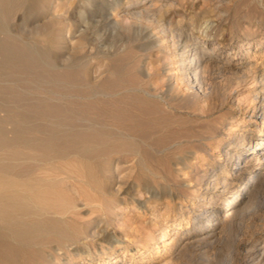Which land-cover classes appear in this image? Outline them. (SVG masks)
Wrapping results in <instances>:
<instances>
[{"label":"rangeland","instance_id":"rangeland-1","mask_svg":"<svg viewBox=\"0 0 264 264\" xmlns=\"http://www.w3.org/2000/svg\"><path fill=\"white\" fill-rule=\"evenodd\" d=\"M22 4L23 7L19 5L21 9L16 7L9 13L7 21L3 23L9 30L2 27L0 35L3 37L5 32H9L5 34L8 39H15V44L23 41V45L16 44L18 54L26 58L40 54L49 62L46 68H35L37 72H41L38 75L31 69L32 63L24 61L23 64L16 60V67L4 70L0 75V90L2 88L3 91H0V101L3 102H0V228L2 224L4 226L0 229V264H249L239 253V249L244 241L253 248H264V178L262 182L255 181L259 185L256 191L243 196V191L239 192L236 198L238 212L233 223L216 243L189 245L182 239L181 233L190 230L193 219L203 204L211 206L201 199V194L205 193V181L202 180L217 172L223 176V171L231 168L223 166L231 158L229 155L225 156L223 150L229 144L238 146L242 142L231 136L233 131L227 133L226 126L231 123V118H244L249 125H255L257 133L260 132L259 115L252 113L250 107L254 93L251 90L259 88L261 84L247 79L237 86L241 73L240 76L212 75L209 76L212 82L208 77L209 92L205 95L196 92L181 80L182 70L178 61L185 48H181L176 36L181 34V39L187 41H206V47L221 42L223 48L221 54L217 55L220 66L228 61L231 51H239L241 44H252L250 56L256 57V60H250L255 62L260 74L264 72V42L258 48L255 46L264 32V4L261 0H24ZM152 4H156L155 9L151 8ZM127 6H137L140 10L147 8L152 13L138 20L132 18L127 23L116 24L114 20L117 15L120 16L122 9ZM206 20L212 23V28L207 29V33L202 24ZM170 26L175 32L174 38L165 30ZM6 35L4 39L7 38ZM159 38L162 40L158 41ZM20 58L22 57L19 55ZM234 62L232 59L224 67L232 68ZM58 67L63 68L60 71ZM61 77L70 86H66V83L49 85ZM28 80L32 82L31 86ZM39 80L42 83L38 84ZM229 85L231 89L237 87L233 89L234 92L229 89ZM17 88L20 90L17 91ZM48 88L52 91L47 92ZM56 89L58 90L55 91ZM162 91L165 102L152 96ZM57 92L60 94H56ZM230 94L238 99L235 102L239 106L234 107L235 104L228 98ZM66 95L69 97L66 98ZM87 95L91 97H85ZM94 95L96 96L93 97ZM32 99L34 101H30ZM45 109L48 110L44 111ZM50 120L51 124H48ZM9 122L12 126L8 125ZM17 122L19 125L15 124ZM115 122L121 125H115ZM108 126H113V130H108ZM87 128L89 129L86 130ZM65 129H68L67 133ZM39 136H42L41 139ZM111 137L114 142L116 140L115 143L111 142ZM126 138L131 139L129 141L132 145L128 142L127 146V141L124 142ZM24 139L27 141L24 142ZM120 142L126 147L120 145ZM243 143L251 148L248 139ZM149 146H155V149H150ZM14 152L17 154L13 155ZM16 156V159L13 158ZM18 159L22 161H17ZM117 161L122 169L116 175L114 169ZM22 167L24 169L20 170ZM16 169L21 172L18 174ZM21 176L25 177L22 181ZM15 177L19 179L16 180ZM195 178L199 181L197 186L194 185ZM248 178H253V174L248 176L244 173L240 177L241 184L245 185ZM253 180L250 179L251 182ZM16 191H25V196L26 193L28 196L25 198L30 197L31 202L39 203L40 208L37 204L33 206L37 205L39 209H36H42L41 212L38 213L29 204L27 206L25 202H30L29 199H17ZM231 191L233 190L226 191L214 204L215 210L226 207V200L232 196ZM36 194L42 196L40 199L46 200H40ZM246 195L251 198L247 199ZM39 214L42 215L38 216ZM9 218L23 221L28 227L26 232L22 235L14 234L12 227L16 222ZM212 220L214 217L207 216L204 223L211 225ZM96 231L99 233H95ZM10 236L13 240L9 239ZM13 241L20 244L16 245ZM14 254L17 255L16 261ZM203 254L206 255L203 257ZM228 254L235 258L227 261ZM253 263L262 264L263 261L261 263L260 260H254L250 264Z\"/></svg>","mask_w":264,"mask_h":264},{"label":"bare ground","instance_id":"bare-ground-1","mask_svg":"<svg viewBox=\"0 0 264 264\" xmlns=\"http://www.w3.org/2000/svg\"><path fill=\"white\" fill-rule=\"evenodd\" d=\"M23 1L24 0H0V32H2L1 30L6 26V24H4L5 26H3V23H4V21L6 20V18H7V16H9V13L14 9V8H16V7H19V5H21L22 3H23ZM27 1V0H26ZM31 3V2H30ZM38 3V2H37ZM23 5V4H22ZM21 5V6H22ZM25 5V4H24ZM155 5L156 4H152L151 5V8H154L155 7ZM20 6V7H21ZM19 7V9H21ZM23 7V6H22ZM150 7V6H149ZM170 8V7H169ZM122 9V8H121ZM155 9V8H154ZM16 10V9H15ZM14 12V11H13ZM116 12V11H115ZM114 12V13H115ZM149 13H152V11L151 10H149V9H147V8H143V9H141L140 10V8L139 7H137V6H127V7H124L123 9H122V14L120 15V16H118L117 15V19H115V17H114V21H115V23L116 24H119V23H127L128 22V20H130V19H141V18H143L144 16H147ZM159 13V14H158ZM157 14L158 15H160V12H158ZM12 15H13V13H12ZM154 15V14H153ZM115 16H116V14H115ZM149 16V15H148ZM161 16V15H160ZM162 17V16H161ZM164 19V18H163ZM148 20V19H147ZM7 21V20H6ZM133 21V20H132ZM136 21V20H135ZM206 21H208V20H206ZM8 22H10V21H8ZM134 22V21H133ZM149 22V21H148ZM205 22V21H204ZM204 22L202 23V24H204ZM208 22H210V21H208ZM158 23V22H157ZM165 23H163V25H164ZM128 25V24H127ZM3 27V28H2ZM40 27V26H39ZM159 27V26H158ZM165 27V26H164ZM162 28V27H161ZM165 28H167V27H165ZM210 28H212V23L210 22V27L208 28V29H210ZM5 29H7V30H9L8 28H6L5 27ZM157 29V28H156ZM44 30V29H43ZM47 30V29H46ZM52 30V29H51ZM162 30H163V28H162ZM165 30H168V32H169V35L171 34L172 35V37L174 38V30L171 28V26L168 28V29H165ZM203 30V29H202ZM4 31H6V30H4ZM159 31H160V29H159ZM41 32V31H40ZM40 32H37V33H40ZM47 32V31H46ZM204 32L205 33H207V29H204ZM6 33V32H5ZM3 34L4 36L7 34V33H9V32H7L6 34ZM12 33V32H11ZM163 33V32H162ZM50 34V33H49ZM14 36H16L15 34H13ZM36 35V34H35ZM161 35V34H160ZM165 35V34H164ZM167 35V34H166ZM2 35H0V37H1ZM3 36V37H4ZM8 35H6V37H7ZM39 36H40V34H39ZM42 37H43V35H41ZM52 36V35H51ZM3 37H1L3 40H1L0 39V57H1V59H0V75H1V73L5 70H7V69H9V70H11L12 69V67L14 68V67H16V65L18 64V63H16L15 61L17 60L18 62H21L22 61V63L24 62V61H28V62H30V64L32 63V68L31 69H33L34 70V72L36 71L37 72V69L35 70V68H38V67H40V66H44L45 68L48 66V62L49 61H47L46 60V58H44V57H42V56H40V54H39V56H27V58L24 56V55H22V54H18L17 53V50H18V46H16V44H19V43H16L15 44V42H14V40L15 39H8L9 37H7V38H3ZM12 37V36H11ZM18 37V36H17ZM16 37V39H20V38H17ZM44 37H47V36H44ZM49 37L50 36H48V39H49ZM12 38H14V37H12ZM169 38V37H168ZM176 38H178V41H179V45H181V48H185V50L183 51V50H181V51H183V52H181L180 54H181V57H180V60L178 61V65H179V68L182 70V74H181V80L185 83V85H187L189 88H191V89H194L196 92H198V93H200V94H203V95H205L207 92H209V90L207 89L208 88V86H209V81H208V77L209 76H214V75H217V76H222V75H226V74H230V76H232V75H239V73H241V76L238 78V79H240L238 82H236V85L238 86V84L240 83V82H242V81H245V80H247V79H251L253 82H256L257 83V81H259V83L261 84V86L259 87V88H255V89H253V90H251V91H253L254 93H253V96H252V98L253 99H251L252 101V106L250 107L251 108V112L252 113H255V114H258L259 115V124H260V132L259 133H257L256 132V130H255V125L253 124V126H251V125H249L248 123H246V121L244 120V118H241V119H237V117H232L231 118V123L229 124V125H225L226 126V130H227V133H228V131H230V132H232V137H235V138H238V139H240L242 142L238 145V146H232L231 144H229L228 146H227V149H225V150H223V152H224V154H225V156H227V155H229L230 157V159H228L226 162H224V164H223V166L224 167H229V166H231V168L230 169H226V170H224L223 171V173L225 174V175H223V176H221V174H219L218 172L217 173H215V174H212L211 176H209V177H207V178H205L204 176V178H205V180H202V181H205V188H204V190H205V193L203 192V194H201V199H202V201H207V202H209V204H211V206H205L204 204H203V206H201L200 207V209L198 210V213H197V216H195L194 217V219H193V222H192V224H191V228H190V230L188 229V230H185V231H183L182 233H181V237H182V239L183 240H185V241H187V242H185L186 244H192V243H197L198 245H201V244H204V245H208V244H213V243H216V241L218 240V238L226 231V229H227V227L228 226H230L232 223H233V219L235 218V216H236V214H237V209H236V207H237V205H238V201H236V198H237V196H239V192H242L243 191V193H242V196L244 195V194H249L251 191H253V190H255L256 191V189L257 188H259V185H256V184H258V183H255V181L257 180V181H259V182H262L261 180L264 178V72H262V73H260V74H258V72H259V70H258V68L256 67L257 65L255 64V62L253 63L250 59H253V60H256V57H252L251 58V56H250V51H249V49H250V45H252V44H249L248 46H244V44H241L239 47H238V49H239V51L238 52H236V53H233L232 51L230 52V54H229V56L227 57V62L223 65V66H220L219 65V63L220 62H218V57H217V55H220L221 54V49L223 48V46H222V44H221V42H217L216 44H213L211 47L209 46V47H206L207 46V43H206V41H197V40H185V39H181L182 38V35L181 34H177V36H176ZM38 39V38H37ZM44 39V38H43ZM42 39V40H43ZM164 39V38H163ZM41 40V41H42ZM47 40V39H46ZM160 40H162V38H159L158 39V41H160ZM183 40V41H182ZM41 41H39V42H41ZM53 41V40H52ZM171 41V40H170ZM22 43H20L21 45H23V41H21ZM26 42V41H25ZM27 42L29 43V41L27 40ZM36 42V41H35ZM34 42V43H35ZM208 42V41H207ZM264 42V32L261 34V37L259 38V41L256 43V46H255V48H258L262 43ZM44 43V42H43ZM45 43H46V41H45ZM171 43V42H170ZM182 43V44H181ZM19 44V45H20ZM32 44H33V41H32ZM37 44V43H36ZM35 44V45H36ZM25 45H27V44H25ZM45 45V44H44ZM43 45V46H44ZM47 45H49V41H48V44ZM171 45V44H170ZM178 45V46H179ZM28 47H29V45H27ZM26 46V47H27ZM37 46V45H36ZM35 46V47H36ZM160 46H161V44H160ZM172 46V45H171ZM176 46V45H175ZM23 47H25V46H23ZM22 46H21V48H23ZM40 47H42V46H40ZM33 48V49H32ZM32 50H34L35 48H34V46H32ZM43 48H45V46L43 47ZM53 48H54V46H53ZM26 49V48H25ZM28 49V48H27ZM30 49V48H29ZM38 49H40V48H38ZM51 49V48H50ZM178 49V48H177ZM180 49V48H179ZM31 50V51H32ZM36 50V49H35ZM34 50V51H35ZM52 50V49H51ZM20 51V50H19ZM30 51V50H29ZM39 51V50H38ZM41 51V50H40ZM39 51V52H40ZM42 51H43V49H42ZM178 51V50H177ZM176 51V52H177ZM50 52V51H49ZM44 53H46V51L44 52ZM44 53H43V55H44ZM24 54V53H23ZM27 54V53H26ZM47 54V53H46ZM45 54V56L47 57V55ZM19 55L22 57V58H20L19 59ZM176 55V54H175ZM180 56V55H179ZM255 56V55H254ZM232 59H233V61L235 60V62H234V65L232 66V68H226V67H224V66H228L229 64H230V62L232 61ZM177 60V59H176ZM177 62V61H176ZM16 63V64H15ZM23 64H25V63H23ZM52 65V64H51ZM53 66V65H52ZM57 66V65H56ZM177 66V65H176ZM24 67V66H23ZM22 68V67H21ZM43 68V67H42ZM45 68H43V69H45ZM61 68H63V67H61ZM61 68H59L58 67V69L60 70ZM17 69V68H16ZM16 69H14V71L16 70ZM18 69H19V67H18ZM29 69V68H28ZM43 69H41L42 71H43ZM52 69V68H51ZM58 69H57V71H58ZM66 69V68H65ZM30 70V69H29ZM56 70V69H55ZM67 70V69H66ZM71 70V69H70ZM73 70V69H72ZM151 70V69H150ZM235 71V72H232V71ZM32 71V70H31ZM40 71V70H39ZM45 71V70H44ZM43 71V72H44ZM61 71V70H60ZM242 71V72H241ZM262 71H264V70H262ZM116 72V71H115ZM114 72V73H115ZM6 73V72H5ZM22 73V72H21ZM38 73V75H39V73H41V72H37ZM63 73V72H62ZM70 73V72H69ZM114 73H112L111 72V74H114ZM7 74V73H6ZM5 74V75H6ZM10 74V73H9ZM13 74V73H12ZM18 74H19V72H18ZM17 74V75H18ZM29 74V73H28ZM43 74V73H42ZM47 74V73H46ZM65 74V73H64ZM68 74V73H67ZM116 74V73H115ZM118 74V73H117ZM5 75H3V76H5ZM8 75V74H7ZM21 75V74H20ZM27 75V74H26ZM30 76L32 75V74H29ZM34 75V74H33ZM36 75V74H35ZM34 75V76H35ZM44 75V74H43ZM48 75V74H47ZM47 75H46V77H47ZM55 76V75H54ZM119 76V75H118ZM10 77H12V76H10ZM123 77V76H122ZM216 77V76H215ZM0 78H2V77H0ZM5 78V77H4ZM7 78H9V76L7 77ZM16 79H17V77H15ZM25 78V77H24ZM24 78H22V79H24ZM40 78H42V77H40ZM39 78V79H40ZM51 78V77H50ZM218 79H219V77H217ZM223 78V77H222ZM260 78V79H259ZM15 79V80H16ZM34 79V78H33ZM33 79H32V81H33ZM37 79H38V77H37ZM53 79V78H52ZM51 79V80H52ZM116 79H117V77H116ZM211 79L212 78H210L209 77V80H210V82H212L211 81ZM259 79V80H258ZM42 80H44V79H42ZM49 80V79H48ZM51 80H50V82H51ZM57 81L55 82V80H54V82H52V83H50L49 85H51V84H53V83H66V86L67 85H69L70 86V84L68 83V82H65V80H63L62 79V77L61 78H57L56 79ZM175 80H176V78H175ZM179 80V79H178ZM36 81V80H35ZM45 81V80H44ZM53 81V80H52ZM66 81H68V80H66ZM70 81V80H69ZM76 81V80H75ZM180 81V80H179ZM181 81V82H182ZM208 81V82H207ZM229 81V80H228ZM2 81H0V83H1ZM8 82V81H7ZM9 82H11V81H9ZM17 82V81H16ZM27 82H29L30 83V86H31V84H32V82H30L29 80L27 81ZM40 80H39V83L38 84H40ZM71 82V81H70ZM125 82V81H124ZM182 82V83H183ZM219 82H221V81H219ZM232 82V81H231ZM235 82V81H234ZM248 82V81H247ZM35 83V82H34ZM42 83V82H41ZM46 82H44L43 84H44V86L46 85L45 84ZM97 83V82H96ZM96 83H94V84H96ZM214 83H216V82H214ZM5 84H6V81H5ZM20 84V83H19ZM25 84H27L26 82H25ZM36 84V83H35ZM34 84V86H37V85H35ZM74 84V83H73ZM76 84V83H75ZM74 84V85H75ZM88 84H90V83H88ZM120 84V83H119ZM216 84H219V83H216ZM231 84V83H230ZM233 85H235L234 83H232ZM247 84V83H246ZM255 84V83H254ZM1 85V84H0ZM15 85H16V83H15ZM24 85V84H23ZM81 85H82V83H81ZM91 85V84H90ZM97 85V84H96ZM96 85H94V86H96ZM179 85V84H178ZM184 85V86H185ZM240 85V84H239ZM256 85V84H255ZM258 85V84H257ZM10 86V85H9ZM41 86V85H40ZM53 86H55L56 87V85H53ZM63 86H65V85H63ZM63 86H62V88H63ZM79 86V85H78ZM85 86H87V85H85ZM111 86V85H110ZM224 86V85H223ZM230 86V85H229ZM252 86V85H251ZM3 87V86H2ZM18 87V86H17ZM20 87V86H19ZM18 87V88H19ZM28 87H29V85H28ZM33 87V86H32ZM57 87H60V85L59 86H57ZM88 87H89V85H88ZM91 87V86H90ZM97 87V86H96ZM170 87H172V86H170ZM211 87V86H210ZM217 87H219V85H217ZM244 87V86H243ZM256 87V86H255ZM8 88V87H7ZM15 88V87H14ZM17 88V91L18 90H20V89H18ZM21 88V87H20ZM46 88V87H45ZM45 88H43V89H45ZM70 88V87H69ZM73 88V87H72ZM108 88V87H107ZM134 88V87H133ZM132 88V89H133ZM235 88H237L236 86H235ZM235 88H232L231 89V86L229 87V89H231L232 90V92H234L233 91V89H235ZM8 89H10V88H8ZM29 89H31V88H29ZM28 89V90H29ZM37 89H38V87H37ZM36 89V90H37ZM41 89V88H40ZM49 89V88H48ZM65 90H66V88H64ZM91 89V88H90ZM97 89V88H96ZM102 89V88H101ZM116 89V88H115ZM139 89V88H138ZM7 90V89H6ZM13 90V89H12ZM21 90H22V88H21ZM27 90V89H26ZM26 90H24V91H26ZM46 90V89H45ZM58 89H56L55 91H57ZM118 90V89H117ZM190 90V89H189ZM214 90V89H213ZM230 90V91H231ZM250 90V89H249ZM0 91H2V88H1V90ZM4 91H5V89H4ZM24 91H22V93H24ZM41 91H43V90H41ZM52 91V90H51ZM50 91V89H49V91H47V92H51ZM61 91V90H60ZM73 91H74V88H73ZM94 91V90H93ZM101 91V90H100ZM103 91V90H102ZM108 91V90H107ZM134 91V90H133ZM169 91V90H168ZM192 91V90H191ZM217 91V90H216ZM229 91V92H230ZM3 92V91H2ZM21 92V91H20ZM20 92H18V94L20 93ZM61 92H64V91H61ZM72 92V91H71ZM76 92V91H75ZM81 92V91H80ZM96 92V91H95ZM105 92V91H104ZM121 92H122V90H121ZM142 92H143V90H142ZM147 91H145V93H146ZM167 92V91H166ZM218 92V91H217ZM250 92V91H249ZM13 93V92H12ZM17 93V92H16ZM16 93H15V95H16ZM28 93V92H27ZM39 93V92H38ZM38 93H36V94H38ZM54 93V92H53ZM52 93V94H53ZM60 94V92H57L56 94ZM68 93V92H67ZM70 93V92H69ZM68 93V94H69ZM74 93V92H73ZM118 93V92H117ZM116 92H115V94H117ZM152 93V92H151ZM171 93V92H170ZM228 92H226V94H227ZM29 94H30V92H29ZM35 94V93H34ZM55 94V95H56ZM58 94V95H59ZM67 94V95H68ZM77 94V93H76ZM95 94V93H94ZM103 94H105V93H103ZM114 94V95H115ZM229 94V93H228ZM233 94V93H232ZM249 94H252L251 92L249 93ZM25 95V94H24ZM43 95V94H42ZM62 95V94H61ZM66 95V98H68L69 96H67ZM70 95V94H69ZM92 95V94H91ZM112 94H110V96H111ZM118 95V94H117ZM148 95V94H147ZM146 94H145V96H147ZM150 95V94H149ZM163 95H164V92L162 91V92H160L159 94H152V96L153 97H155V99L157 98L159 101L160 100H163ZM208 95V94H207ZM206 95V96H207ZM218 95V94H217ZM1 96V95H0ZM39 96V95H38ZM44 96H45V94H44ZM53 96V95H52ZM65 96V95H64ZM77 96V95H76ZM79 96V95H78ZM77 96V97H78ZM96 95H94L93 97H95ZM100 96V95H99ZM105 96H106V94H105ZM109 96V95H108ZM211 96V95H210ZM225 96V95H224ZM228 96V95H227ZM12 97V96H11ZM37 97V96H36ZM61 97V96H60ZM70 97H72V96H70ZM79 97H81V95L79 96ZM78 97V98H79ZM85 97H91V96H85ZM84 97V98H85ZM98 97V96H97ZM102 97H104V96H102ZM226 97V96H225ZM1 98V97H0ZM28 98V97H27ZM46 98H47V96H46ZM49 98V100L51 99L50 97H48ZM47 98V99H48ZM56 98V97H55ZM65 98V97H64ZM65 98V99H66ZM83 98V99H84ZM147 98V97H146ZM200 98H202V97H200ZM205 98V97H204ZM228 98H230V100H231V103L232 104H235V106L234 107H237L236 105H238L239 106V104H237L238 102H235V100H238V99H235V96L234 95H229V97ZM18 99V98H17ZM53 99V98H52ZM58 99V98H57ZM73 99V98H72ZM81 99V98H80ZM86 99V98H85ZM92 99V98H91ZM110 99V98H109ZM111 99H112V97H111ZM203 99V98H202ZM209 99V98H208ZM1 100V99H0ZM27 100V99H26ZM37 100V99H36ZM40 100V99H39ZM55 100V99H54ZM61 100V99H60ZM82 100V99H81ZM201 100V99H200ZM204 100V99H203ZM207 100V99H206ZM20 101V100H19ZM28 101V100H27ZM30 101H34L33 99L32 100H30ZM43 101V100H42ZM46 101V100H45ZM51 101V100H50ZM61 101H63V99L61 100ZM76 101V100H75ZM110 101V100H109ZM164 101V100H163ZM197 101V100H196ZM229 101V100H228ZM243 101V100H242ZM241 101V102H242ZM1 102V101H0ZM6 102V101H5ZM21 102V101H20ZM48 102V101H47ZM56 102H58V101H56ZM71 102V101H70ZM165 102V101H164ZM1 103H3V102H1ZM23 103V102H22ZM38 103V102H37ZM37 103H34V104H37ZM42 103V102H41ZM67 103V102H66ZM72 103V102H71ZM70 103V104H71ZM81 103H82V101H81ZM108 103V102H107ZM110 103H112V102H110ZM228 103V102H227ZM230 103V104H231ZM10 104V103H9ZM16 104V103H15ZM50 104V103H49ZM63 104V103H62ZM78 104V103H77ZM5 105V104H4ZM19 105V104H18ZM40 105V104H39ZM80 105H82V104H80ZM164 105V104H163ZM12 106V105H11ZM38 106V105H37ZM63 106H65V105H63ZM62 106V107H63ZM70 106V105H69ZM77 106V105H76ZM232 106V105H231ZM242 106V105H241ZM14 107H15V105H14ZM17 107V106H16ZM22 107H24V105L22 106ZM40 107V106H39ZM49 106H47V108H48ZM78 107V106H77ZM233 107V106H232ZM1 108V107H0ZM4 108V107H3ZM25 108H26V106H25ZM28 108V107H27ZM26 108V109H27ZM30 108V107H29ZM239 108V107H238ZM249 108V107H248ZM20 109H21V107H20ZM24 109V108H23ZM31 109V108H30ZM35 109H37V108H35ZM39 109V108H38ZM44 109V108H43ZM60 109V108H59ZM96 109V108H95ZM146 109V108H145ZM8 110V109H7ZM34 110V109H33ZM40 110V109H39ZM48 110V109H47ZM46 109L44 110V111H47ZM54 110V109H53ZM127 110V109H126ZM6 111V110H5ZM12 111V110H11ZM36 111V110H35ZM42 111V110H41ZM51 111V110H50ZM75 111V110H74ZM78 111V110H77ZM76 111V112H77ZM90 111V110H89ZM131 111V110H130ZM129 111V112H130ZM256 111V112H255ZM18 112H19V110H18ZM23 112H25V111H23ZM38 112V111H37ZM37 112H36V114H37ZM117 112H119V111H117ZM135 112V111H134ZM10 113V111L8 112V114ZM79 113V112H78ZM91 113V112H90ZM112 113V112H111ZM22 114V113H21ZM20 114V115H21ZM26 114V113H25ZM41 114V113H40ZM44 114V113H43ZM49 114V113H48ZM110 114V113H109ZM136 114V113H135ZM243 114V113H242ZM11 115H12V113H11ZM11 115H9V116H11ZM17 115V114H16ZM15 115V116H16ZM39 115V114H38ZM90 115H92V114H90ZM96 115V114H95ZM120 115V114H119ZM24 115H22V117H23ZM31 116V115H30ZM37 116V115H36ZM54 116V115H53ZM87 116H89V114H87ZM113 116V115H112ZM7 116L5 115V117L4 118H6ZM25 117V116H24ZM35 117V116H34ZM42 117H43V115H42ZM49 117V116H48ZM134 117V116H133ZM146 117V116H145ZM37 118V117H36ZM55 118V117H54ZM58 118H59V116H58ZM79 118V117H78ZM95 118V117H94ZM131 118V117H130ZM248 118V117H247ZM246 118V119H247ZM15 119H16V117H15ZM37 119H39V118H37ZM133 119V118H132ZM250 119V118H249ZM4 120V119H3ZM45 121V123H47L46 122V119H44ZM48 120H49V118H48ZM47 120V121H48ZM79 120V119H78ZM90 120V119H89ZM98 120V119H97ZM129 120H131V119H129ZM251 120V119H250ZM5 121V120H4ZM12 121V120H11ZM33 121V120H32ZM35 121V120H34ZM43 121V120H42ZM135 121V120H134ZM141 121V120H140ZM148 121H150V120H148ZM8 122V121H7ZM16 122V121H15ZM28 122V121H27ZM104 122V121H103ZM111 122V121H110ZM121 122V121H120ZM130 122V121H129ZM128 122V123H129ZM132 122H133V120H132ZM155 121L153 120V123H154ZM22 123V122H21ZM39 123V122H38ZM43 123V122H42ZM79 123V122H78ZM105 123V122H104ZM113 123V122H112ZM119 123V122H118ZM123 123V122H122ZM125 124H127V122H124ZM142 123V122H141ZM156 123V122H155ZM255 123H256V121H255ZM11 123L9 122V124L8 125H10ZM14 124V123H13ZM15 124H18V122L17 123H15ZM28 124V123H27ZM40 124V123H39ZM48 124H51V120H50V123H48ZM88 124V123H87ZM91 124V123H90ZM109 124V123H108ZM130 124V123H129ZM134 124V123H133ZM138 124V123H137ZM145 124V123H144ZM143 124V125H144ZM159 124V123H158ZM160 124H162V123H160ZM163 124H165V122L163 123ZM0 125H2V124H0ZM19 125V124H18ZM29 125V124H28ZM27 125V126H28ZM45 124H43V126H44ZM57 125H58V123H57ZM67 125H69V124H67ZM115 125H121L120 123L119 124H116V122H115ZM131 125V124H130ZM139 125V124H138ZM221 125V124H220ZM3 126H5V125H3ZM10 126H12V125H10ZM14 126V125H13ZM22 126V125H21ZM27 126H24V127H27ZM56 125H54V127H55ZM90 126V125H89ZM135 126V125H134ZM161 126V125H160ZM37 127V126H36ZM50 127V126H49ZM65 127V126H64ZM78 126H76V128H77ZM98 127V126H97ZM100 127V126H99ZM105 127V126H104ZM113 127V126H112ZM111 127V128H112ZM137 127V126H136ZM140 127V126H139ZM138 127V128H139ZM158 127V126H157ZM162 127V126H161ZM4 128V127H3ZM22 128V127H21ZM46 128H48V127H46ZM66 128H68V127H66ZM73 128H75V127H73ZM79 128V127H78ZM100 128H102V127H100ZM106 128V127H105ZM109 126H108V130H110L111 129ZM114 128H116V127H114ZM135 128V127H134ZM222 128V127H221ZM241 128V129H240ZM30 129V128H29ZM72 129V128H71ZM70 128H69V130H71ZM79 129H82V127H80ZM89 128H87L86 130H88ZM119 129H120V126H119ZM122 129V128H121ZM26 130H27V128H26ZM38 130V128H36V130L35 131H37ZM66 130H68V129H65L64 131L66 132ZM84 130V129H83ZM86 130H84V131H86ZM92 130H93V128H92ZM111 130H113V129H111ZM223 130H225V129H223ZM23 131V130H22ZM30 131H32V130H30ZM45 131V130H44ZM60 131V133H61V129L59 130ZM94 131V130H93ZM116 131V130H115ZM122 131V130H121ZM120 131V132H121ZM136 131V130H135ZM134 131V132H135ZM217 131V130H216ZM27 131H25V133H26ZM46 132V131H45ZM54 132V131H53ZM68 132V131H67ZM66 132V133H67ZM72 132H74V131H72ZM78 132V131H77ZM82 132V131H81ZM98 132V131H97ZM103 132H105V131H103ZM120 132L118 133V134H120ZM15 132L13 131V134H14ZM24 133V132H23ZM22 133V134H23ZM49 133V132H48ZM50 133H51V131H50ZM49 133V134H50ZM58 133V132H57ZM62 133H64L63 131H62ZM122 133H124L123 131H122ZM150 133H151V131H150ZM217 133V132H216ZM29 134V133H28ZM127 134H129V133H127ZM127 134H126V136H127ZM214 134V133H213ZM226 134V133H225ZM35 135H37L36 133H35ZM53 135V134H52ZM63 135V134H62ZM66 135V134H65ZM68 135V134H67ZM77 135V134H76ZM81 135V134H80ZM93 135H94V133H93ZM133 135H134V133H133ZM151 135H152V133H151ZM30 136V135H29ZM38 136V135H37ZM55 136V135H54ZM64 136V135H63ZM72 136V135H71ZM74 136V135H73ZM84 136V135H83ZM104 136H106L105 134H104ZM113 136H115V135H113ZM116 136H118V135H116ZM120 137H121V134L119 135ZM125 136V135H124ZM123 136V137H124ZM218 136V139H219V135H217ZM32 137V136H31ZM40 137V139H41V137L42 136H39ZM44 137V136H43ZM67 137V136H66ZM75 137V136H74ZM93 137V136H92ZM101 137V136H100ZM110 137V136H109ZM108 137V138H109ZM133 137V136H132ZM131 137V138H132ZM135 137V136H134ZM133 137V138H134ZM210 137H212V136H210ZM15 138V137H14ZM22 138V137H21ZM29 138V137H28ZM53 138V137H52ZM56 138V137H55ZM107 138V139H108ZM112 138L113 137H111V142L113 143L114 141L112 140ZM122 138V137H121ZM125 138V137H124ZM129 138H130V136H129ZM128 138V140H127V138H126V140L124 141V142H126L127 141V146H128V142H129V144L131 143V141H129V140H131V139H129ZM135 138H137V137H135ZM147 138V137H146ZM150 138V137H149ZM148 138V139H149ZM213 138V137H212ZM25 139H26V137H25ZM23 140L24 142H26L27 140ZM32 139V138H31ZM31 139H28L29 141L31 140ZM35 139H37L36 137H35ZM46 139V138H45ZM48 139V138H47ZM95 139V138H94ZM117 139L119 140V141H121L122 142V139L120 140L118 137H117ZM142 139V138H141ZM148 139H146V140H148ZM232 139V138H231ZM246 139H248V143H251V148H248V147H246V145L243 143ZM253 139H255V140H253ZM14 140V139H13ZM50 140V139H49ZM117 140V141H118ZM135 140V139H134ZM143 140V139H142ZM44 141V140H43ZM43 141H39V142H43ZM107 141H109V140H107ZM106 141V143H109V142H107ZM136 141V140H135ZM222 141V140H221ZM1 142V141H0ZM12 142H15V141H12ZM31 142H32V140H31ZM33 142H36V141H33ZM105 142V141H104ZM115 142H116V140H115ZM114 142V143H115ZM120 142V143H121ZM134 142V141H133ZM146 142V141H145ZM220 142V141H219ZM3 143V142H2ZM45 143V142H44ZM51 143V142H50ZM105 143V144H106ZM119 143V144H120ZM143 142L141 141V144H142ZM13 144H15V143H13ZM13 144H11L12 145V147H13ZM42 144V143H41ZM73 144V143H72ZM85 144H87V143H85ZM104 144V143H103ZM103 144H101V145H103ZM104 144V145H105ZM144 144V143H143ZM27 144H25V146H26ZM28 145H30V144H28ZM34 145V144H33ZM36 145V144H35ZM34 145V146H35ZM52 145V144H51ZM54 145H55V143H54ZM77 145V144H76ZM92 145V144H91ZM99 145V144H98ZM120 145H122V143L120 144ZM130 145H132V144H130ZM145 145V144H144ZM150 145V144H149ZM0 146H1V144H0ZM3 146H4V143H3ZM15 146V145H14ZM24 146V145H23ZM23 146H21V147H23ZM24 146V147H25ZM31 146H32V144H31ZM30 146V147H31ZM82 146H85V145H82ZM81 146V147H82ZM89 146V145H88ZM95 146H97V145H95ZM122 146H124V143H123V145ZM151 146V145H150ZM149 146V147H150ZM2 147V146H1ZM0 147V150L2 149ZM5 147V146H4ZM23 147V148H24ZM36 147H37V145H36ZM38 147H40V146H38ZM48 147V146H47ZM99 147V146H98ZM97 147V148H98ZM124 147H126V145L124 146ZM146 147H148V145L146 144ZM170 147V146H169ZM208 147H210V146H208ZM6 148V147H5ZM29 148V147H28ZM45 148V147H44ZM78 148H80V147H78ZM87 148H89V147H87ZM96 148V147H95ZM138 148V147H137ZM152 147H150V149H151ZM171 148V147H170ZM17 150H19L18 149V147L16 148ZM27 149V148H26ZM30 149H32V148H30ZM46 149V148H45ZM83 149V148H82ZM84 149H85V147H84ZM94 149V148H93ZM153 150L155 149V146H154V148H152ZM157 149V148H156ZM24 150V149H23ZM29 150V149H28ZM33 150H36V148H34ZM32 150V151H33ZM37 150H39V149H37ZM48 150V149H47ZM86 150H89V149H86ZM135 150V149H134ZM2 151V150H1ZM25 151V150H24ZM30 151V150H29ZM44 151V150H43ZM161 151V150H160ZM162 151H163V149H162ZM205 151V150H204ZM23 152V151H22ZM35 152V151H34ZM157 152H159V150L157 151ZM24 153V152H23ZM162 153V152H161ZM15 154H17V153H13V155H15ZM25 154V153H24ZM35 154V153H34ZM38 154V153H37ZM21 156H23V155H21ZM35 157V156H34ZM184 157V156H183ZM198 157V156H197ZM13 158H17V156L16 157H13ZM36 158V157H35ZM35 158L34 159H32V160H35ZM228 158V157H227ZM186 160V159H185ZM1 161V160H0ZM3 161V160H2ZM15 161V160H14ZM17 161H22V159L21 160H17ZM17 161H15V162H17ZM24 161H26L25 159H24ZM108 161V160H107ZM183 161V160H182ZM3 162H5V161H3ZM181 163V162H180ZM184 163V162H183ZM22 164V163H21ZM20 164V165H21ZM119 162L117 161V166H116V169H114V170H116V175H117V173L119 174V169H122V166H121V164H120V166H121V168H119ZM1 165V164H0ZM4 165H6V164H4ZM19 165V164H18ZM17 165V169L19 168V166ZM7 166V165H6ZM5 166V167H6ZM186 166V165H185ZM187 167V166H186ZM16 169V170H17ZM22 169H24L23 167L20 169V170H22ZM19 170V169H18ZM17 170V172H18V174L21 172V171H18ZM113 170V171H114ZM124 170V169H123ZM23 171H25V170H23ZM28 171V170H27ZM122 171V170H121ZM120 171V172H121ZM219 171V170H218ZM7 172V171H6ZM26 172V171H25ZM29 172V171H28ZM27 172V173H28ZM213 172V171H212ZM222 172V171H221ZM244 173H246L248 176H250L251 174H253V178H248L249 180L247 181V182H245L244 184L245 185H243V184H241V182H240V177L244 174ZM4 174V173H3ZM115 174V173H114ZM11 175V174H10ZM13 175V174H12ZM28 176H29V174H27ZM111 175V174H110ZM206 175V174H205ZM15 176V175H14ZM22 177V176H21ZM23 178H25V177H22L21 178V181L23 180ZM15 179L16 180H18L19 178H16L15 177ZM250 179L252 180V179H254L252 182L250 181ZM15 181V180H14ZM14 181H11V182H14ZM20 181V182H21ZM189 181V180H188ZM5 182V181H4ZM123 182V181H122ZM264 182V181H263ZM22 183V182H21ZM25 183V182H24ZM190 183V182H189ZM194 185H199V181H198V178H195L194 179ZM27 184V183H26ZM5 185H7V184H5ZM10 185V184H9ZM9 185L7 186V187H9ZM22 185V184H21ZM29 185V184H28ZM40 185V184H39ZM38 185V186H39ZM188 185V184H187ZM189 185H191V184H189ZM188 185V186H189ZM42 186V185H41ZM195 186V187H196ZM1 187H5V186H1ZM25 187V186H24ZM23 187V188H24ZM35 187V186H34ZM30 188V187H29ZM48 188V187H47ZM9 189V188H8ZM13 190H15L14 188H12ZM11 189V190H12ZM16 189H18V188H16ZM20 189V188H19ZM32 189V188H31ZM31 189H29L30 191H31ZM35 189V188H34ZM211 189H213V190H211ZM264 189V188H263ZM2 190H4V189H2ZM1 190V191H2ZM229 190H233V191H231V193H232V196H230L229 197V199H227L226 200V207H224L223 209H220L219 211H217V210H215V205L214 204H216V202H218L219 201V199L224 195V193L226 192V191H229ZM21 191V190H20ZM18 192V191H16V194H15V196L17 197V199H23V198H25V197H28L27 196V193H26V196H25V191H23V192ZM46 191V190H45ZM51 191V190H50ZM258 191V190H257ZM259 191H261V189L259 190ZM28 192V191H27ZM2 193V192H1ZM47 193V192H46ZM257 193V192H256ZM255 193V194H256ZM7 194V193H6ZM24 194V195H23ZM258 194V193H257ZM29 195V194H28ZM35 195V194H34ZM37 195L38 194H36V197H37ZM43 195V194H42ZM116 195V194H115ZM254 195V194H253ZM260 195V194H259ZM258 195V196H259ZM39 196V195H38ZM45 196V195H44ZM247 196V199H250L251 198V196L250 195H246ZM1 197V196H0ZM42 197V196H41ZM40 196H39V199L41 198ZM231 198H233V200H231L230 201V199ZM256 198V197H255ZM254 198V199H255ZM3 199V198H2ZM27 199H31L30 197L29 198H27ZM26 198H25V200H27ZM45 198H43V199H40V200H44ZM200 199V198H199ZM4 200V199H3ZM25 200H23L22 202H25ZM46 200V199H45ZM44 200V201H45ZM7 201V200H6ZM4 202V201H3ZM10 202V201H9ZM30 202H31V200H30ZM30 202H25V203H27V206H28V204L30 205V207L31 206H33V204H37V202L36 203H34V201H32L31 202V204H30ZM248 202H250V201H248ZM10 203H12V202H10ZM45 203V202H44ZM241 203V202H240ZM251 203V202H250ZM12 205V204H11ZM20 205V204H19ZM38 206H39V208H40V204L38 203L37 204ZM37 205H35V206H37ZM42 205H44V204H42ZM41 205V206H42ZM24 206V205H23ZM22 206V207H23ZM35 206H33V207H31L32 209H36V208H38V206L37 207H35ZM198 206V205H197ZM27 208H29V207H27ZM38 208V209H39ZM41 208H43V206L41 207ZM239 208V207H238ZM6 209H9V208H6ZM21 209H23V208H21ZM32 209H29L30 211H32ZM38 209H36V211H38ZM27 210V209H26ZM42 210V209H41ZM41 210H39L38 211V213L39 212H41ZM46 210V209H45ZM45 210H43L45 213L47 212V211H45ZM240 210H241V208H240ZM36 211H35V213H36ZM43 212V213H44ZM6 213V212H5ZM9 215V214H8ZM29 215V214H28ZM32 215H34V214H32ZM36 215V214H35ZM40 215H42V214H39L38 216H40ZM46 215V214H45ZM16 216H18V215H16ZM182 216V215H181ZM207 216L208 217H214V220H212L211 222H212V224L211 225H209V224H205L204 222L206 221V219H207ZM9 217V216H8ZM193 218V217H192ZM8 219V218H7ZM10 219V218H9ZM17 219V218H16ZM19 219V218H18ZM189 219V218H188ZM237 219V218H236ZM12 220H14V222H16V223H14L13 224V227H12V232L14 233V234H18V235H22L23 233H25L26 232V230H27V228L28 227H26V224L22 221V222H18L17 220H15V219H12ZM11 219H10V221H12ZM1 221V220H0ZM21 221V220H20ZM26 221V220H25ZM188 222H189V220H188ZM33 224V223H32ZM35 224V223H34ZM1 225V224H0ZM5 225V224H4ZM39 225V224H38ZM44 225V224H43ZM52 225V224H51ZM49 226V225H48ZM47 226V227H48ZM2 228L4 227L3 226V224H2V226H1ZM2 228H0V229H2ZM6 228V227H5ZM187 228V227H186ZM48 229H50L49 227H48ZM263 230V234H264V228L262 229ZM4 231H7V230H4ZM46 232V231H45ZM36 233V232H35ZM95 233H99V231H96ZM5 234H7V233H5ZM10 235H13V234H11V232L9 233ZM165 234V233H164ZM37 235V234H36ZM224 235V234H223ZM222 235V236H223ZM261 235V234H260ZM179 236V235H178ZM222 236H221V238H222ZM11 236H10V240H11ZM177 239V238H176ZM12 240H13V238H12ZM15 240H17V239H15ZM4 242V241H3ZM12 242V241H11ZM14 242V241H13ZM23 243H24V241H22ZM240 242H242V241H240ZM15 243V242H14ZM13 243V244H14ZM22 243V244H23ZM16 244V243H15ZM18 245L20 244L19 242L17 243ZM16 244V245H17ZM25 244V243H24ZM237 244H240V243H237ZM249 244V243H248ZM215 245V244H214ZM22 246V245H21ZM28 246V245H27ZM26 246V247H27ZM174 246V245H173ZM194 246V245H193ZM193 246H191V247H193ZM219 246V245H218ZM235 246V245H234ZM237 246V245H236ZM18 246H16V248H17ZM20 247V246H19ZM200 247V246H199ZM181 248V247H180ZM202 248V247H201ZM236 248V247H235ZM239 248V247H238ZM1 249H3V248H1ZM179 249V248H178ZM199 249V248H198ZM233 249V248H232ZM16 250H18V249H16ZM183 250V249H182ZM15 251V250H14ZM203 251V250H202ZM238 251V250H237ZM199 253V252H198ZM215 253V252H214ZM231 253V252H230ZM235 253V252H234ZM237 253V252H236ZM239 253H241L242 255H243V257L246 259V261L250 264L251 262H254V260H260L261 261V263H262V261H263V263H264V248H261V249H256V248H253L252 246H250V245H246V243H245V241L243 242V244H241L240 245V249H239ZM202 254V253H201ZM200 254V255H201ZM4 255V254H3ZM16 254H14V256H15ZM198 255V254H197ZM206 254H203V257L205 256ZM210 255V254H209ZM236 255V254H235ZM237 255H238V253H237ZM236 255V256H237ZM14 256H13V258H14ZM193 256H195V255H193ZM240 256V255H239ZM7 257H10V256H7ZM16 257H17V255L15 256V261H16ZM198 257V256H197ZM194 258H196V257H194ZM200 258V257H199ZM212 258V257H211ZM214 258V257H213ZM232 258H235V257H233L232 256V254H228V256H227V261L228 260H231ZM238 258V257H237ZM190 259V258H189ZM201 259H202V257H201ZM241 260H242V258H241ZM196 261V260H195ZM207 261H208V258H207ZM236 261V260H235ZM234 261V262H235ZM243 261V260H242ZM231 262H233V260L231 261ZM239 262V261H238ZM237 262V263H238ZM227 263V262H226ZM262 263V264H263ZM254 264V263H253ZM260 264V263H259Z\"/></svg>","mask_w":264,"mask_h":264},{"label":"clouds","instance_id":"clouds-1","mask_svg":"<svg viewBox=\"0 0 264 264\" xmlns=\"http://www.w3.org/2000/svg\"><path fill=\"white\" fill-rule=\"evenodd\" d=\"M261 3L264 4V0H261ZM209 27H210V22L205 21L204 24H203V28L204 29H208Z\"/></svg>","mask_w":264,"mask_h":264}]
</instances>
